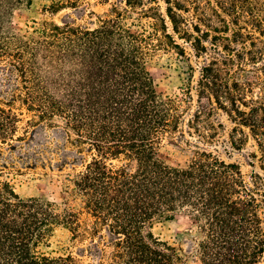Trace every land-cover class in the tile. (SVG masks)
Returning a JSON list of instances; mask_svg holds the SVG:
<instances>
[{
	"label": "trees",
	"instance_id": "obj_1",
	"mask_svg": "<svg viewBox=\"0 0 264 264\" xmlns=\"http://www.w3.org/2000/svg\"><path fill=\"white\" fill-rule=\"evenodd\" d=\"M32 1L0 0V68L14 99L37 121L62 127L75 137L72 144L92 151L82 170L67 175L93 218L87 252L98 264H186L152 230L155 220L185 211L204 234L201 264H264L257 197L264 195L263 177L257 173L249 186L238 164L199 145L216 140L222 124L214 117L223 111L235 124L233 146L249 129L264 173V81H241L232 70L255 65L264 73V0H100L110 8L105 15L91 11L94 26L71 18L16 30L15 9ZM47 1L52 15L87 4ZM185 44L199 76L193 83L192 75L184 97L162 98L147 58L173 49L191 60ZM189 112L187 133L199 144L186 167L170 166L158 146ZM19 121L0 104V144L23 140ZM81 225L76 210L24 198L0 179V264H80L72 253L52 255L41 246L56 227L76 238Z\"/></svg>",
	"mask_w": 264,
	"mask_h": 264
},
{
	"label": "rangeland",
	"instance_id": "obj_2",
	"mask_svg": "<svg viewBox=\"0 0 264 264\" xmlns=\"http://www.w3.org/2000/svg\"><path fill=\"white\" fill-rule=\"evenodd\" d=\"M47 0H33L31 4L18 6L13 15V26L16 30H24L34 25V21L54 20L61 23L63 20L73 19L79 24L94 26L97 17L91 13L105 15L109 12L110 4L100 0H87L86 7L65 9L52 15L44 7ZM128 24L140 23L148 27V21L137 22L128 19ZM139 29L138 26H133ZM179 42L182 43L181 40ZM191 60L177 53L176 50H159L147 58V67L154 80L157 93L162 98L184 97L192 75L193 83L199 76L197 59L193 56L188 44H185ZM192 64V65H190ZM194 67V69L192 68ZM236 77L241 81H264L255 65H233ZM244 69V70H243ZM258 85L254 91H259ZM194 97L195 91H193ZM0 104L12 109L19 117L18 135L22 141L10 144H0V179L8 181L15 191L22 197H40L57 203L61 208H72L79 212L81 221L80 234L74 238L72 232L59 226L49 237L48 243L41 249L52 255L72 253L80 264H98V259L87 252L92 244L89 234L93 225V218L85 211L81 196L73 191V183L68 180V174L73 177L84 168V164L91 160L92 151L88 146L72 144L73 135H68L64 129L48 128L45 123L37 121V117L30 113L22 103L13 97V90L0 68ZM192 112L185 115L179 131L165 135L158 146L159 158L166 164L174 167H186L195 155V144H199L197 136L187 133V119ZM215 123H221L218 136L210 144L202 147L213 151L220 158L240 166L246 184L253 187L255 175L258 173L264 179L261 169V149L245 128L248 137L243 144L233 146L231 134L234 123L230 117L219 111L214 117ZM240 136L239 134L236 135ZM258 180V179H257ZM264 191V182L261 186ZM264 194V192H263ZM259 200L258 212L264 220V197L257 194ZM157 237L175 246L186 264H201L199 242L203 239V232L198 224L186 213L180 211L172 219H157L153 226ZM82 233H86L83 235Z\"/></svg>",
	"mask_w": 264,
	"mask_h": 264
}]
</instances>
